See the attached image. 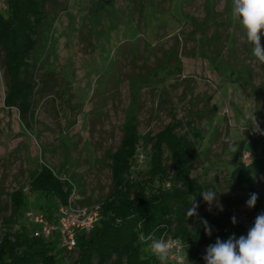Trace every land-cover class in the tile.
Segmentation results:
<instances>
[{
    "label": "rangeland",
    "instance_id": "rangeland-1",
    "mask_svg": "<svg viewBox=\"0 0 264 264\" xmlns=\"http://www.w3.org/2000/svg\"><path fill=\"white\" fill-rule=\"evenodd\" d=\"M99 4L48 0L51 28L33 57L39 84L29 126L17 108L5 106L0 52V235L14 190L23 189L25 211L46 213L50 208L56 214L55 197L30 190L31 176L44 164L72 181L79 203L97 205L111 181L109 154L119 145L133 109L142 134L157 132L174 118L186 126L194 121L204 131L194 175L220 193L219 206L204 202L202 211L224 208L223 199L233 191L225 179L243 163L245 152L251 158L242 170L244 185H254L263 176L264 96L259 97V89L264 66L251 55L241 26L232 19L231 0H113L108 11ZM5 8L0 0V10ZM192 20L211 35L222 27L229 31L228 39L235 37L238 55L252 67L248 84L214 68L207 52L203 54L205 39L191 34ZM172 46L181 58L174 77L130 79L162 57V48ZM253 111L260 132L253 131L247 118ZM243 210L240 221L249 226ZM78 254L63 251L62 262L74 264Z\"/></svg>",
    "mask_w": 264,
    "mask_h": 264
},
{
    "label": "trees",
    "instance_id": "trees-1",
    "mask_svg": "<svg viewBox=\"0 0 264 264\" xmlns=\"http://www.w3.org/2000/svg\"><path fill=\"white\" fill-rule=\"evenodd\" d=\"M3 1L6 8L0 10V52L6 81L4 103L8 108H17L29 126L39 84L38 60L33 61V57L42 45L41 39H45L44 33L51 28L48 0ZM99 2L100 10L112 8L113 0ZM192 21L195 26L191 34L200 36L201 41L205 39L203 54L207 52L214 68L229 72L228 79H241L248 84L253 79L252 67L238 55L235 37L228 39L229 31H222V27L211 35L202 23ZM162 51V57L144 66L141 76L134 73L130 79L174 77L181 62L179 49L172 46ZM261 88L259 97L264 96V84ZM187 126L184 120L174 118L159 131L142 134L134 109L128 112L120 143L109 154L111 181L97 204L102 219L93 230L79 232V254L74 264H159L142 239L149 233L157 238L180 240L185 248H190L189 264H205L206 249L217 238L226 241L233 234L237 238L247 235L256 216L264 212V174L247 187L242 179L245 163L239 164L225 179L233 191L223 199L224 208L218 213L202 211L204 200L199 192L209 186L194 171L205 133L194 121H188ZM29 184L32 192L63 202L74 187L70 179H64L46 164L31 176ZM251 193L258 195L254 208L246 203ZM193 194L199 204L198 215L186 218ZM10 199V215L4 219L6 230L0 235V264H64L62 252L67 250L60 246L58 234L50 239L36 237L22 222L27 207L23 189L14 190ZM242 210L249 226L240 221ZM46 214L54 218L50 208H46ZM204 221L212 230L210 236L205 232ZM172 263L175 262L170 259L169 264Z\"/></svg>",
    "mask_w": 264,
    "mask_h": 264
},
{
    "label": "clouds",
    "instance_id": "clouds-1",
    "mask_svg": "<svg viewBox=\"0 0 264 264\" xmlns=\"http://www.w3.org/2000/svg\"><path fill=\"white\" fill-rule=\"evenodd\" d=\"M231 17L240 26L245 35L246 43L251 46V55L256 61L264 66V0H231ZM264 77V71L260 73ZM255 111L248 114L253 131L260 132L257 124ZM217 190L212 188L201 190L199 195L205 203L211 207L214 202L219 206ZM258 199L256 193H251L247 200V206L254 208ZM191 207L186 210V218L197 216L199 204L196 194L190 195ZM235 224V217L232 218ZM205 232L211 235V228L207 221L203 222ZM144 243L159 261V264H169L172 256H175L179 264H189L187 248L182 243L165 239L163 236L157 238L153 233L142 237ZM175 250V251H173ZM205 264H264V212L258 214L254 225L248 230L247 235L239 238L233 234L226 241L217 238L215 244L209 245L206 255L203 257Z\"/></svg>",
    "mask_w": 264,
    "mask_h": 264
},
{
    "label": "built area",
    "instance_id": "built-area-1",
    "mask_svg": "<svg viewBox=\"0 0 264 264\" xmlns=\"http://www.w3.org/2000/svg\"><path fill=\"white\" fill-rule=\"evenodd\" d=\"M250 158V152H245L243 154V162L246 165H249ZM143 160L144 155H141L139 161L142 162ZM75 193L73 187V191L67 201H58L57 212L52 219H50L46 213H36L33 210L25 211L24 218L26 225L31 229L34 236L50 239L57 233L62 248L67 251H74L77 249V236L79 232L93 230L102 219V211L99 205L88 206L79 203ZM164 238L169 239L167 237ZM171 239L182 243L178 239ZM170 259L176 264H179L175 256H172Z\"/></svg>",
    "mask_w": 264,
    "mask_h": 264
}]
</instances>
